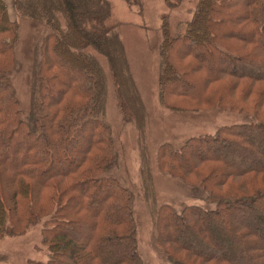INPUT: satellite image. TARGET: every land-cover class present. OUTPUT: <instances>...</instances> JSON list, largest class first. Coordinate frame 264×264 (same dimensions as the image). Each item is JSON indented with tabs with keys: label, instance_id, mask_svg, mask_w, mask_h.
Returning a JSON list of instances; mask_svg holds the SVG:
<instances>
[{
	"label": "trees",
	"instance_id": "16d2710c",
	"mask_svg": "<svg viewBox=\"0 0 264 264\" xmlns=\"http://www.w3.org/2000/svg\"><path fill=\"white\" fill-rule=\"evenodd\" d=\"M181 1L165 0L169 7ZM126 2L129 5L140 4V0ZM232 2L234 0H197L193 17L187 21L185 33L181 36L171 37L169 25L165 22L162 26L166 46L162 44L165 52L161 54L165 53L166 64L163 73L161 71V82H171L173 76L168 73L173 69L179 77L176 79L194 82L199 80L196 74L205 69L207 84L220 86L217 102L245 111L254 118L251 123L223 126L214 138L190 139L179 148L169 144L160 147L158 156L162 169L174 175L194 176L196 182L191 183L193 191L196 194L203 192L202 198L211 206L191 204L179 212L167 205L159 208L156 242L164 249L167 264H236L217 251L221 242L217 237L221 239L224 236L231 237V246L243 243L245 252L258 264H264V245L260 242L263 234L254 229L248 220V216L252 215L260 221L264 219V159L235 168L219 153L232 145H240L253 152L256 140L264 145V139H251L254 135L264 137V92L261 90L264 73L238 68L240 63L256 62L253 53L256 47L264 54V0H246L247 9L240 17L228 11ZM31 3L36 14L26 12L23 15L37 21L45 20L54 30L48 32L43 41L50 62L61 67L65 73L76 66L85 71L90 82L96 81L101 67L87 49L91 47L96 52H105L102 45L109 42L110 33L116 27L111 1L31 0ZM14 5L19 12L23 9L21 0H14ZM237 21L245 22L247 26H243L241 31L231 28L225 32L220 30L222 25ZM4 34L8 35L1 37ZM15 36L17 22L10 18L6 1L0 0V54H11ZM182 42H187L189 48L173 53L176 45ZM238 42L247 45L241 47L236 45ZM223 44L233 45V49H227ZM50 52L56 53L59 58L50 56ZM202 53L209 56L211 62L219 60L226 64L214 67L204 60ZM190 54L199 66L177 71L180 65L185 64L180 59ZM104 55L110 62L113 61L111 50ZM75 59L82 64H74ZM44 61L47 65L46 56ZM11 71L0 70V168L11 171L14 185L10 195L0 191V238L6 234H23L30 225L41 221L49 259L34 264H145L138 250L133 194L104 173L105 167H110L116 158L113 139H72L73 132L80 135L81 130L95 122L93 117L100 113L97 103L81 113L72 111L66 126L60 122L56 124V111L51 112L47 107L55 96L51 94L54 89L51 81L60 79L61 75L58 77L55 74L52 78L49 74L46 82L41 84L45 92L39 95L42 98L38 100V105L44 106V113L40 115L41 124L36 123V83L33 84V123L30 124L20 116V101ZM66 84L69 85L68 82ZM203 87L197 95L201 94ZM253 88L258 92H254ZM64 91L61 87L58 92ZM178 92H182L179 96L193 95L188 90ZM230 93L233 94L231 99L228 98ZM67 115L68 110H63L65 121ZM54 128L55 133L62 130V134L54 136ZM17 135H20L18 140L22 146L12 153L19 159V169L8 162L10 152L5 149ZM99 151L101 154L94 170L98 174H93L89 162ZM84 171L87 174L84 175ZM35 183L36 190L48 191V201L52 203L39 204L36 200V210L30 205L36 211V221L32 220L34 212L16 216L17 199L20 196L31 198ZM79 192L83 194L80 196ZM98 201L100 204L95 206ZM82 226L89 232L90 239L78 245L67 229L76 230ZM192 239L201 240L215 251L197 248ZM116 250L121 252L113 261L109 263L104 259V253L111 254ZM1 258L0 264L3 262Z\"/></svg>",
	"mask_w": 264,
	"mask_h": 264
},
{
	"label": "rangeland",
	"instance_id": "374dc122",
	"mask_svg": "<svg viewBox=\"0 0 264 264\" xmlns=\"http://www.w3.org/2000/svg\"><path fill=\"white\" fill-rule=\"evenodd\" d=\"M5 1L9 6L10 18L17 22V36H15L16 41L13 43L11 54L9 56L0 54V70L12 69L11 76L20 101L21 118H25L30 124L33 123V84L36 83V119H38L36 123L41 124L40 115L44 113L42 110L44 106L38 105V100L45 92L41 84L46 82L49 74L52 78L55 74H58V77L61 75L60 79L51 81V86L54 88L51 94L55 96L47 107V110L51 112L56 111V124L60 122L66 126L69 116L73 114L72 111L81 113L86 108L91 109L94 103H97L100 113L93 117L95 122L89 124L85 130H81L80 135L73 132L72 139H113L116 158L110 167H105L104 173L115 178L122 187L133 194L138 250L144 263L167 264V255L156 242V216L159 208L167 205L179 212L191 204L211 206L202 198L203 192L196 194L193 191L194 185L191 183L196 182L194 176L174 175L162 169L159 164L161 158L158 156L160 147L169 144L179 148L190 139L214 138L223 126L251 123L254 120L252 115L245 111L234 107L229 108V105H220L217 102L220 96L217 90L220 86L216 83L207 84L205 69H202L199 75L196 74L199 80L194 82L186 78V80L176 79L179 77L174 69L168 73L173 76L171 82L169 84L161 82V74L166 64V55L161 54L165 52L162 44L166 46L162 26L165 22L169 25L171 37L181 36L185 33L187 21L193 17L197 0H182L174 7H169L165 0H140V4L133 5H129L126 0H110L116 27L110 33L109 42L102 45L105 52H96L91 47L87 49L97 58L101 67L100 76L92 82L89 81L90 78L83 69H78L76 66L70 67L65 73L61 67L50 62L43 41L48 32L54 30L45 20L37 21L36 18L23 15L26 12L36 14L31 0H21L23 9L20 12L15 8L14 0ZM245 2L246 0H234L227 9L234 16L240 17L247 9ZM243 26L247 24L237 21L231 25H222L220 30L225 32L231 28L241 31ZM7 35L4 34L1 37ZM236 45L247 44L238 42ZM223 46L233 49V45L223 44ZM176 47L173 53H180L189 48L187 42L178 43ZM110 50L114 56L111 62L104 55ZM253 53L256 62L240 63L239 70L264 73V54L257 47ZM202 54L204 60L214 67L226 64L219 60L211 62L209 56ZM44 56L48 59L47 65ZM50 56L59 58L54 52H50ZM175 60L179 62V59ZM180 62L185 64L180 65L177 71L192 70L199 64L191 54L180 59ZM63 63L65 64L64 60ZM73 63L77 66L82 64L76 59ZM63 81L65 83H62ZM67 82L69 85L66 84ZM202 86L204 87L201 94L197 95ZM61 87L65 91L59 93ZM182 89L186 92L192 91L190 93L193 95L179 96L182 92L178 90L182 91ZM252 90L258 92V89ZM261 90L264 92V85ZM58 96L61 98L60 101ZM232 97L233 94L230 93L228 98ZM65 109L68 110L66 121L62 116V111ZM38 128L41 131V127ZM55 130L56 128L53 130L54 136L60 132L62 134V130H59V133H55ZM253 138L264 139L256 135L251 137ZM18 139H21L20 135L15 136L10 145L5 148L10 152L8 162L15 169H19L20 162L12 151L22 146ZM255 143L253 152L240 145H232L219 153L223 154L232 166L240 168L264 159V145H261L259 140ZM100 154L99 151V154L89 162V168L93 170V174H98L94 170ZM10 172L0 168V191L9 195L14 190ZM85 174H87L86 171H84ZM79 194L81 196L83 193L79 192ZM48 197V191L36 190L35 183L31 198L25 199L20 196L17 199L16 216L34 212L32 220L36 221V211L32 210L30 205H33L35 210L36 200L39 204L48 203L49 205L52 202L48 201ZM96 203L95 206L100 204L99 201ZM248 220L254 229L260 230L263 234L260 242L264 245V219L260 221L252 215L248 216ZM67 230L70 231L71 239L78 245L90 239V234L84 226L76 230L69 228ZM214 232L216 234V231ZM217 239L221 240L217 251L227 255L236 264H258L256 259L245 252L243 243L231 246L229 244L231 237L224 236ZM43 240L41 221L30 225L23 234H6L0 238L2 264L46 262L49 259V251ZM191 242L197 248L207 252L215 251L213 247L205 245L199 239H192ZM119 252L121 250L111 254L104 253L103 257L110 263Z\"/></svg>",
	"mask_w": 264,
	"mask_h": 264
}]
</instances>
